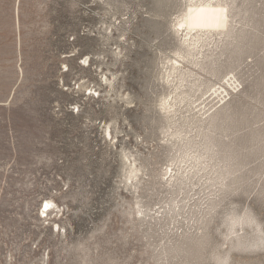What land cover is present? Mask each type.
<instances>
[{
	"label": "rangeland",
	"instance_id": "obj_1",
	"mask_svg": "<svg viewBox=\"0 0 264 264\" xmlns=\"http://www.w3.org/2000/svg\"><path fill=\"white\" fill-rule=\"evenodd\" d=\"M198 1L0 0V264H264V0Z\"/></svg>",
	"mask_w": 264,
	"mask_h": 264
},
{
	"label": "bare ground",
	"instance_id": "obj_2",
	"mask_svg": "<svg viewBox=\"0 0 264 264\" xmlns=\"http://www.w3.org/2000/svg\"><path fill=\"white\" fill-rule=\"evenodd\" d=\"M206 8H207V12L209 10L211 12L210 5ZM179 26H181L182 28H185L188 31L187 37H189L190 39L189 41L190 43H188L190 48H193V47L195 48L196 46H199V44H201V42L203 41L204 37L207 36L208 34H211L212 33L211 30L216 28L215 26H212V24H210L209 14L206 15L205 17L202 16L201 18H198V19H196V17L192 18L191 20L184 19V21L179 23ZM201 28H203L202 34H200ZM52 205H53L52 201H47L45 204V207L44 205L42 207V208H45L44 210L42 209L43 213L47 211L48 208L51 207Z\"/></svg>",
	"mask_w": 264,
	"mask_h": 264
},
{
	"label": "snow or ice",
	"instance_id": "obj_3",
	"mask_svg": "<svg viewBox=\"0 0 264 264\" xmlns=\"http://www.w3.org/2000/svg\"><path fill=\"white\" fill-rule=\"evenodd\" d=\"M81 61L87 66V61L86 60H84V58L82 57L81 58ZM68 69H67V67L65 68V71H67ZM74 111L76 112V113H79V111H80V109H79V107H75L74 108ZM46 201H41V207H43V204L45 203Z\"/></svg>",
	"mask_w": 264,
	"mask_h": 264
}]
</instances>
